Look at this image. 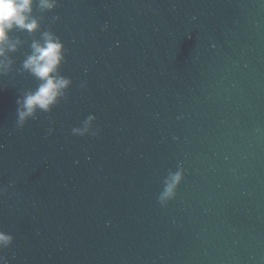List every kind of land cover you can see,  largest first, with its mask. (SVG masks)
Returning <instances> with one entry per match:
<instances>
[{
	"label": "water",
	"instance_id": "95a60500",
	"mask_svg": "<svg viewBox=\"0 0 264 264\" xmlns=\"http://www.w3.org/2000/svg\"><path fill=\"white\" fill-rule=\"evenodd\" d=\"M164 264H264V0H232Z\"/></svg>",
	"mask_w": 264,
	"mask_h": 264
},
{
	"label": "clouds",
	"instance_id": "9594fccd",
	"mask_svg": "<svg viewBox=\"0 0 264 264\" xmlns=\"http://www.w3.org/2000/svg\"><path fill=\"white\" fill-rule=\"evenodd\" d=\"M52 10L58 0H0V76L6 75L12 66L9 52L17 49L20 42H12L10 33L14 29L35 32L39 29L38 19L33 15V5ZM58 17H54V21ZM42 42L33 41L32 52L22 62V68L34 76L40 83L31 91L17 99V127H23L29 118H35L38 112H50L60 99L66 96V90L72 84V79L60 72V66L65 60V46L59 36L53 31H45ZM86 81L81 82L80 87H85ZM96 119L95 114H89L81 126L73 127L72 134L84 136L91 133L98 134L93 130L92 124ZM49 134L53 129H49ZM184 176V168L178 166L176 171H170L164 179V187L158 200L161 205L176 196V189ZM4 191L0 188V192ZM14 240V236L0 229V264H9L3 250L8 248Z\"/></svg>",
	"mask_w": 264,
	"mask_h": 264
}]
</instances>
